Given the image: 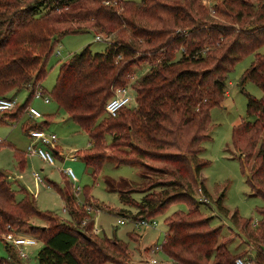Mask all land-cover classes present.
<instances>
[{"label":"trees","instance_id":"1","mask_svg":"<svg viewBox=\"0 0 264 264\" xmlns=\"http://www.w3.org/2000/svg\"><path fill=\"white\" fill-rule=\"evenodd\" d=\"M214 9L215 15L204 0H0V97L30 89L24 104L8 111H16L13 119L26 110L38 89L45 93L41 83L48 73L46 64L62 37L106 34L105 51L85 47L75 53L60 65L45 96L87 133L88 148L75 155L94 176L109 159L154 172L157 180L144 185L152 191L145 192L139 203L131 196L134 188L105 180L108 190L118 191L124 203H136L135 218L152 219L174 203L186 205L165 219L161 250L170 264H235L243 257L230 250L231 239L223 236L221 227L212 226V217L201 208L202 198L209 196L201 172L210 164L202 153L211 138V110L225 98L229 73L252 53L255 58L242 81L255 82L262 97L247 94L250 119L233 128L232 143L243 154L242 166L253 160L246 182L253 195L264 199V53L258 52L264 45V0H221ZM143 64L147 71L132 81ZM121 87L130 89L132 103L110 116L105 106ZM48 124L34 122L26 131ZM3 143L0 140V148L6 146ZM21 152L15 148L14 157L23 166ZM140 176L145 178L143 172ZM50 185L70 221L40 210L36 196L23 186L13 188L0 168V233L11 225L19 233L35 235L44 244L38 264H131L126 242L93 232L95 221L78 205L69 182ZM82 191L87 198L90 188ZM223 198L221 194L216 203L224 209ZM258 213L253 232L250 219L237 211L231 220L252 247L246 260L264 264V205ZM32 219L44 225H34ZM5 247L12 260L0 257V264L17 261L16 252Z\"/></svg>","mask_w":264,"mask_h":264},{"label":"rangeland","instance_id":"2","mask_svg":"<svg viewBox=\"0 0 264 264\" xmlns=\"http://www.w3.org/2000/svg\"><path fill=\"white\" fill-rule=\"evenodd\" d=\"M135 1L141 2L142 0ZM220 1L204 0V3L209 7L211 14L215 15L214 3ZM96 35L94 32L68 34L56 44L46 64L47 76L41 83V88L46 90L44 96L54 86L60 65L75 53L80 52L85 47H89L92 52L105 51L108 41L105 39L98 41ZM100 35L106 36L105 33ZM58 51H60L59 55L57 54ZM258 52L264 53V45ZM254 58L255 53H252L235 65L226 80L227 87L224 100L219 106L211 110V130L209 133L211 138L204 142L205 150L202 153V157L210 164L201 172V180L206 186L209 196L203 197L201 192L196 190V194L203 197L204 203L201 204V208L207 216L212 217V226L222 228L223 236L231 239L228 243L230 250L233 253H239L238 256L243 255L242 259L245 261L251 254L252 247L245 242L246 235L235 229L231 215L237 211L243 218L250 219L249 230L253 232L257 227L256 223L260 219L258 208L264 205V199L261 196L253 195L250 186L246 182L253 160L251 159L247 166H242L240 158L243 154L232 143V131L243 119H250L247 115V94L257 99L262 97V90L255 82L251 80L242 81L243 74L251 66ZM147 68L148 66L143 64L132 81L143 76ZM29 95L30 89L27 87L19 90L15 89L8 94L9 97L16 99L19 105L24 104ZM28 106L36 108L42 116L33 119L24 109L19 112L20 115L15 119H13L12 113L16 111L0 114V140L4 141L3 145L6 144L5 147L0 148V168L8 174L12 187L15 189H18L19 185L25 187L36 196L40 210L52 212L59 219L70 221L69 213L64 212L63 201L56 189L50 185V182H54L60 186L65 179L71 184L72 191L76 193L78 205L88 211L89 218L94 219L93 232L101 237L107 236L126 242L130 249L131 264H144L151 257L159 260L161 264H163L162 262L170 264L171 260L162 250L154 252L153 248L154 245H161L164 242L167 231L165 219L178 209L185 210L186 205L184 203L170 205L165 213L155 217L157 225L154 228L141 226L137 222L142 216L135 218L138 212L136 203L134 205L124 203L118 191L108 190L105 180L111 179L125 188H134L136 192L131 196L139 203L145 192L152 191L144 188V185L157 180L154 177V172L134 165H118L115 161L109 159L104 164L102 171L94 176L92 170L86 167L81 158L71 159V155H75L73 151L88 148L89 138L87 133L81 130L52 99L47 104L43 98L33 96ZM44 121L49 122L46 130L57 135L56 148L58 147L59 154L62 156L58 157L53 152L55 160L53 165L44 162L37 155H30L29 150V155L25 154L32 142L28 136L31 129L26 131V126H30L34 122L42 123ZM35 146L38 147L39 144ZM43 147L47 149V147ZM15 148L23 151L20 154L22 160H25L23 166H20L14 157ZM68 168L73 170L76 176L75 181L66 176L65 170ZM35 172L43 178L42 183L34 176ZM140 172L144 173L145 178H141ZM124 184L127 185L124 186ZM85 186L90 188V194L84 199L82 189ZM144 189L147 191H144ZM155 190L159 192L161 188ZM221 194L224 195L221 201L224 209L216 203V199ZM20 196L21 194L18 193L17 197ZM121 219H124V224L119 223ZM32 223L38 226L44 225V221L40 219H32ZM11 230L17 232L14 227ZM19 234L35 238V235L32 236L31 233H28V235ZM43 245L42 241L37 240L34 246L27 248L30 253L28 259H19L17 256V258L15 257L17 261L10 262V264H38L37 254ZM0 257L5 259L9 257L5 243L1 240Z\"/></svg>","mask_w":264,"mask_h":264},{"label":"built area","instance_id":"3","mask_svg":"<svg viewBox=\"0 0 264 264\" xmlns=\"http://www.w3.org/2000/svg\"><path fill=\"white\" fill-rule=\"evenodd\" d=\"M98 41L103 40L104 37L100 34L96 36ZM60 54V51L57 52ZM36 98H43L45 103L50 102V98L44 96L41 89H38L34 95ZM132 94L129 88L121 87L117 88L115 91V95L107 102L105 106V111L110 116H116L122 108L130 106L132 103ZM18 106L17 100L11 98L9 96H1L0 97V114L6 113L8 111L14 110ZM28 115L33 118L37 119L42 116V114L34 107L28 106L26 109ZM28 136L32 140L30 145L28 146L27 152L29 150L30 155H37L41 158L44 162L53 165L55 160L53 157V152L56 149L57 143V135L55 133L49 132L45 129H31L28 132ZM39 144L38 147L35 145ZM47 149H44V147ZM73 159L77 157L74 155L72 156ZM65 174L67 177L71 178L73 181L76 180V176L71 168L65 170ZM36 179L42 183L43 178L40 176L39 173H34ZM65 212V209H64ZM86 220L83 222L85 224ZM119 223L124 224V219L119 220ZM141 226L145 227H156L157 222L155 218L152 219H140L138 222ZM13 227L11 225H7V231L0 234V240L5 243V245H9L14 252H16V256L19 259H28L30 253L28 252L27 248L30 246H34L37 242L36 238H31L30 236L20 235L16 231L11 230ZM166 242V238L164 239L163 244ZM163 244H156L154 245L153 251L157 252L162 249ZM10 256L8 257L7 261H11ZM144 264H161L159 260L156 258L151 257L149 260L145 261ZM235 264H250L249 261H245L242 258H237Z\"/></svg>","mask_w":264,"mask_h":264},{"label":"crops","instance_id":"4","mask_svg":"<svg viewBox=\"0 0 264 264\" xmlns=\"http://www.w3.org/2000/svg\"><path fill=\"white\" fill-rule=\"evenodd\" d=\"M50 103V102H49ZM48 104V103H47ZM45 130H46V128H44ZM48 131V130H47ZM58 141V140H57ZM56 145H57V143H56ZM57 149V151L56 152H58V154L60 153V151L58 150V147L56 148ZM74 153H75V151H73ZM25 154H28V152L26 151V153ZM29 155V154H28ZM58 157H62L60 154L59 155H57ZM72 156H74V155H71V159H73L72 158ZM76 156V155H75ZM77 157V156H76ZM78 158V157H77ZM35 173H37V172H35ZM67 176V175H66ZM38 184V183H37ZM19 187H20V185H19ZM18 187V188H19ZM32 193V192H31ZM199 195V194H198ZM163 264H164V262H162Z\"/></svg>","mask_w":264,"mask_h":264},{"label":"water","instance_id":"5","mask_svg":"<svg viewBox=\"0 0 264 264\" xmlns=\"http://www.w3.org/2000/svg\"><path fill=\"white\" fill-rule=\"evenodd\" d=\"M86 238H89L88 236H86Z\"/></svg>","mask_w":264,"mask_h":264}]
</instances>
